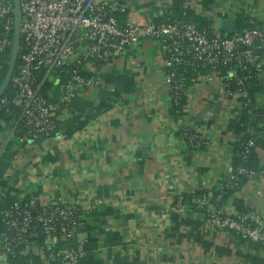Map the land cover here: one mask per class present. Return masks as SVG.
<instances>
[{
	"label": "built area",
	"instance_id": "2783aa9c",
	"mask_svg": "<svg viewBox=\"0 0 264 264\" xmlns=\"http://www.w3.org/2000/svg\"><path fill=\"white\" fill-rule=\"evenodd\" d=\"M195 5L196 0H186L184 8L194 9ZM231 5L224 20L229 17L234 22L238 13L248 9L247 15L255 25L243 30L235 27L224 37L221 25L214 22L209 32L184 20L154 23L145 13L129 11L120 0H19L18 66L10 76L8 92L0 95V130H8L14 138L21 123L25 131L15 139L25 147L32 146L40 136L50 137L59 130L57 121L69 116L75 99L92 89L105 90L97 78V66L111 65L143 39L159 46L170 104L182 95L187 102L195 84L212 78L220 84L225 99L240 106L248 96L251 78L264 86L263 58L259 56V50L264 49V22L259 2L232 0ZM123 14L121 23L117 16ZM13 32L14 0H0V63L11 50ZM191 74L193 78L189 79ZM255 105L264 109L256 101ZM182 111L186 113V104ZM261 117L264 123V115ZM186 126L182 120L173 121L175 136L184 149L199 150L205 136L189 133ZM251 149H255L252 138L245 153ZM235 172L246 176L248 182L262 174L243 168ZM236 185V175L230 169L223 183L213 188L217 195L211 188L203 190L202 195L179 196L167 214H198L212 233H231L258 245V253L264 256L263 220L252 212L237 215L228 209L229 199L223 201L226 189ZM5 191H0V199ZM17 198L0 212V264H11L17 252L35 256L41 264H80L87 255L88 233L100 243L96 250L99 258H107L104 233L92 231L96 225L93 214L110 208L111 198L89 192L86 198L61 193L42 200L25 190H20ZM106 217L100 216V220ZM102 229L111 230L105 225ZM135 248L118 246L113 251L133 259L138 251Z\"/></svg>",
	"mask_w": 264,
	"mask_h": 264
},
{
	"label": "crops",
	"instance_id": "0c3cea01",
	"mask_svg": "<svg viewBox=\"0 0 264 264\" xmlns=\"http://www.w3.org/2000/svg\"><path fill=\"white\" fill-rule=\"evenodd\" d=\"M120 1L154 23L165 22L171 6V0ZM255 1L264 22V0ZM231 3L196 0L194 11L221 25ZM96 73L105 90L75 99L69 116L61 118L58 137L18 148L10 132L0 130V155L11 141L16 151L5 177L42 200L61 193L86 198L89 192L111 198L109 217L101 223L118 231L126 247L138 248L135 262L264 264L253 244L239 243L231 233H212L198 214L175 219L167 214L179 196L213 189L229 173L236 140L230 127L240 119L238 103L225 99L215 79L195 84L185 123L205 136V144L188 151L174 134L155 41L143 39L111 65L97 66ZM256 102L264 106V91ZM256 154L262 174L231 195L228 209L237 215L252 212L264 223V149Z\"/></svg>",
	"mask_w": 264,
	"mask_h": 264
},
{
	"label": "trees",
	"instance_id": "16d2710c",
	"mask_svg": "<svg viewBox=\"0 0 264 264\" xmlns=\"http://www.w3.org/2000/svg\"><path fill=\"white\" fill-rule=\"evenodd\" d=\"M186 0H171V6L169 9V14L165 22L171 23L177 20H184L188 23H192L195 27L202 31H210L212 28V21H209L200 15H197L194 9H185ZM118 20L122 23L124 22L125 16L119 15L117 16ZM236 29L243 30L249 27H253L255 23L250 21V17H248L245 13H238L234 19ZM259 25V23H257ZM259 56L263 58V66H264V49L259 50ZM11 57V50L8 49L4 54L3 61L0 63V85L2 84L6 72L9 66ZM18 66V60L16 62V66ZM252 74V72L250 73ZM193 78V75L189 76L188 78ZM253 77V74L251 75ZM190 83H187L189 86ZM264 91V86L261 84L260 81H257L254 78H251L249 81V85H247V94L248 96L246 99L241 101V111H240V119L238 123L232 127L230 130L234 133L236 140L231 145L232 147V156H233V165L231 167L233 174L236 175L237 178V185L235 187H229L226 189V193L224 194L223 201H227L231 195L237 192L241 186L246 184L249 179L243 175H237L235 170L237 168H243L246 171H253L255 173H259L261 171L260 164L257 159L256 151L258 149H264V123L262 119V115H264V109H256L255 101L259 94ZM5 92H8V88L5 89ZM186 104V96L182 95L178 98L175 103H171V119L173 121L182 120V123L185 124V116L186 113L182 111V108ZM60 127V122L57 121ZM261 125V126H260ZM20 127L16 131L15 137H20L23 132L25 131L23 125L20 123ZM186 128L188 129L189 133L193 131L187 125ZM59 130L53 133L48 138L58 137ZM176 136L178 134H175ZM252 138L253 143L255 145V149H251L249 153H245L246 145L248 141ZM16 141V139H15ZM15 143V142H14ZM17 143V141H16ZM18 144V143H17ZM12 141L6 146L3 150V153L0 155V191H5V196L0 199V212L7 208L8 206L12 205L14 202L18 201L17 194L18 190L14 187L15 180H10L9 178H5V173L8 168L11 167V163L16 155V151L12 149ZM25 144H18V148H24ZM203 147V146H202ZM201 147V148H202ZM200 148V149H201ZM199 149V150H200ZM188 151H197L194 149H188ZM43 159H48V155L43 157ZM223 183V181L221 182ZM220 183V184H221ZM204 192L194 193L192 195H202ZM213 194L217 195L218 191L213 189ZM101 195V194H99ZM191 195V196H192ZM188 196L185 195L183 198H187ZM109 210L104 212L94 213L95 216V227L92 230L96 233H104V241L103 246L108 249V256L106 259H101L96 253L97 248L100 246V243L93 237L92 234L88 233V244L85 247L87 251V255L84 259L80 262V264H145L142 262H135L128 257L120 255L118 252H114L113 249L118 246H123L125 248V244L123 243V239L118 233V231H105L102 229V220H100V216H104L105 213H108ZM0 230H1V222H0ZM239 243L246 242L244 239L240 237H236ZM254 249L259 250L258 245H254ZM110 261V263H109ZM11 264H41L37 257L35 256H22L20 252H17L14 258L11 260Z\"/></svg>",
	"mask_w": 264,
	"mask_h": 264
},
{
	"label": "water",
	"instance_id": "95a60500",
	"mask_svg": "<svg viewBox=\"0 0 264 264\" xmlns=\"http://www.w3.org/2000/svg\"><path fill=\"white\" fill-rule=\"evenodd\" d=\"M19 25H20V8H19V0H14V32H13V40H12V47H11V57L9 66L6 72V76L0 85V95L3 94L5 89L8 86L10 76L15 69L16 62H17V56H18V50H19V44H20V34H19ZM235 22L230 20H224L221 24V30L224 32V37H228L229 34H231L235 30ZM258 54V52H256ZM124 79L121 78L120 80V89L123 86ZM46 137L40 136L36 140V145L40 146L41 142L44 141ZM233 165V164H232ZM176 214H172V218H176ZM264 226V223H263Z\"/></svg>",
	"mask_w": 264,
	"mask_h": 264
}]
</instances>
